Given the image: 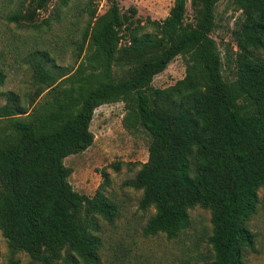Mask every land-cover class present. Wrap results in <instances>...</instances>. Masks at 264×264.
Masks as SVG:
<instances>
[{
  "label": "trees",
  "instance_id": "1",
  "mask_svg": "<svg viewBox=\"0 0 264 264\" xmlns=\"http://www.w3.org/2000/svg\"><path fill=\"white\" fill-rule=\"evenodd\" d=\"M50 1L21 0L23 12L8 20L27 22L38 34L32 21ZM92 1L82 0L78 14L88 19L68 36L76 58L84 52L77 65L58 66L48 50H33L21 61L32 92L0 93V235L7 264H19V254L28 264L104 263L98 222L110 224L115 216L106 176L91 197L77 193L63 159L91 145L94 110L114 103L123 104L124 128L148 138L146 161L125 184L140 193V211H153L142 237L176 239L189 227L188 211L198 207L208 211L210 224V258L203 264H246L254 249L247 223L264 185V0H226L239 16L230 31L233 47L223 43V55L211 38L222 0H172L161 21L144 24L133 7L121 12L115 1L95 16ZM67 2L53 9L52 23L59 24ZM177 56L184 76L152 87ZM229 64L232 78L224 76ZM4 81L0 67V87ZM126 256L108 264H130Z\"/></svg>",
  "mask_w": 264,
  "mask_h": 264
},
{
  "label": "rangeland",
  "instance_id": "2",
  "mask_svg": "<svg viewBox=\"0 0 264 264\" xmlns=\"http://www.w3.org/2000/svg\"><path fill=\"white\" fill-rule=\"evenodd\" d=\"M21 0H0V67L5 73V81L0 93L13 91L19 95L32 92L30 71L21 61L33 50H48L58 66L74 68L84 55L76 58V51L68 45L70 32L74 34L83 26L88 17L78 13L83 8L82 0H68L67 5L57 14L59 24L52 23L53 9L60 0H51L45 11L39 12L32 23L39 25L40 32L34 33L27 22L18 25L8 20L14 11L23 12L26 3ZM111 1H115L121 12L135 9V16L141 21H161L172 5V0H93L90 5L95 16L102 14ZM239 12L231 4L222 0L214 9L215 27L211 38L222 53L223 43L233 47L230 31ZM48 19L50 29L44 30L42 20ZM186 20L191 19V11L186 4ZM74 24V25H72ZM78 33V32H77ZM232 64L224 68V76L232 78ZM184 76V60L177 56L166 68L153 77L151 85L165 88ZM42 96L36 99L40 103ZM4 103L0 96V105ZM125 109L123 104H105L96 108L92 115L89 131L92 143L81 153L67 156L63 165L70 170L68 183L77 193L91 197L103 183L106 176V198L115 206V216L110 224L99 221V231L103 239L101 258L108 264L115 256L130 258V264H203L209 260L206 240L210 234L209 213L198 207L188 211L189 227L176 239L166 240L161 234L144 238L141 229L152 210L140 211V193L125 184L135 175L139 165L147 158L148 138L139 129L126 130L123 126ZM254 234V249L246 255V264H264V185L257 190V204L254 214L247 223ZM8 252L0 235V264H7ZM135 258V259H134ZM19 264H28L23 254L17 255ZM134 259V260H133Z\"/></svg>",
  "mask_w": 264,
  "mask_h": 264
}]
</instances>
